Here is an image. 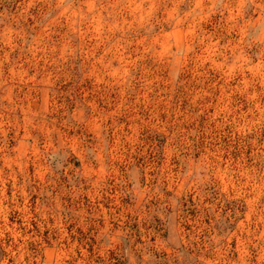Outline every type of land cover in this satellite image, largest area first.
I'll use <instances>...</instances> for the list:
<instances>
[{
    "label": "rangeland",
    "instance_id": "374dc122",
    "mask_svg": "<svg viewBox=\"0 0 264 264\" xmlns=\"http://www.w3.org/2000/svg\"><path fill=\"white\" fill-rule=\"evenodd\" d=\"M0 264H264V0H0Z\"/></svg>",
    "mask_w": 264,
    "mask_h": 264
}]
</instances>
